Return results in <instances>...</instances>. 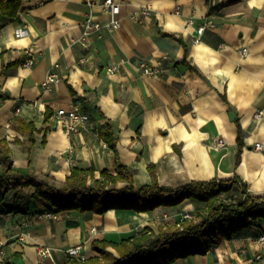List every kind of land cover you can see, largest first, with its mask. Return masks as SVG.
Listing matches in <instances>:
<instances>
[{
	"label": "crops",
	"instance_id": "obj_1",
	"mask_svg": "<svg viewBox=\"0 0 264 264\" xmlns=\"http://www.w3.org/2000/svg\"><path fill=\"white\" fill-rule=\"evenodd\" d=\"M102 2L21 0L17 16L0 18V92L6 95L0 97V139L9 142L13 169L63 183L75 166L95 169L98 178L104 169L115 173L120 161L139 188L153 183L154 164L159 185L237 176L247 192L264 195V117H254L264 106V0H119L120 26L84 37L88 13L110 21ZM145 9L151 13L132 17ZM201 24L206 28L195 42ZM141 58L162 73L143 74ZM111 63L120 66L109 72ZM51 74L57 80L45 86ZM78 102L90 120L68 132L56 114ZM18 118L34 124V143L18 129ZM107 122L116 149L101 136ZM34 191L28 186L23 193ZM16 201L23 210L8 212ZM195 203L187 198L146 211L71 209L38 217L43 208L33 200L26 205L11 190L0 202V264H64L74 246L87 258L96 254L95 239L158 232L181 221L186 209L195 214ZM262 234L264 217L204 253L166 264H264ZM41 246L51 254L40 255Z\"/></svg>",
	"mask_w": 264,
	"mask_h": 264
},
{
	"label": "trees",
	"instance_id": "obj_2",
	"mask_svg": "<svg viewBox=\"0 0 264 264\" xmlns=\"http://www.w3.org/2000/svg\"><path fill=\"white\" fill-rule=\"evenodd\" d=\"M20 6L21 0H0V18L17 16ZM0 97L6 95L0 92ZM17 121L18 129L29 132L30 144L34 143V124L23 118ZM101 136L116 149L117 138L109 122L101 129ZM0 165L3 170L0 173V202L8 192L16 190L18 197L24 196L26 205L33 200L47 212L76 209L102 213L112 207L146 211L161 205L175 206L187 198L197 202L193 218L161 226L158 232L148 229L117 242L95 239L92 242L95 255L87 258L72 255L64 264H158L156 262L161 258L166 264L179 256L204 253L264 217V195L247 192L244 182L237 176L169 187L158 184L154 164H150L153 183L135 188L132 171L118 161L115 173L104 169L96 178L95 169L75 166L65 182L58 183L49 175L14 170L11 148L5 138L0 139ZM119 181L128 184L119 188ZM28 186L35 188L30 196L23 193ZM229 199L233 201H227ZM126 200L131 204H124ZM22 210L17 201L7 209L8 212Z\"/></svg>",
	"mask_w": 264,
	"mask_h": 264
},
{
	"label": "built area",
	"instance_id": "obj_3",
	"mask_svg": "<svg viewBox=\"0 0 264 264\" xmlns=\"http://www.w3.org/2000/svg\"><path fill=\"white\" fill-rule=\"evenodd\" d=\"M102 6L104 9L111 15V19L108 22H100L96 20L93 16L92 13H88L85 20H84V37L90 35L93 32L99 31L103 28H107L109 30H115L120 26V19L118 18V14L120 12V2L119 0H103ZM151 13L150 9H145L142 11H137L135 12L132 17L135 19H141L142 15H149ZM194 23V18H191L189 20V24ZM208 23H211V21H208ZM206 28V24H201L197 27V35L194 37L195 42L200 41V34L204 31ZM248 52L247 48H243L241 50V55L245 56ZM31 60L26 62V64H30ZM120 66L119 63H111L108 66V71L109 72H114L118 67ZM138 67L142 71L143 74L149 75V76H158L162 73V68L159 65H153L151 64L147 59L141 58L138 60ZM57 80V75L56 74H51L47 77V79L44 81V85L48 86L51 82H55ZM18 111H20V108H17ZM57 117L63 128L70 132L73 130H76L79 126L85 125L89 122L90 120V115L85 112L82 109L81 104L78 102L74 104L70 109L66 108H60L57 111ZM254 117L256 119H260L264 117V106L260 107L256 110ZM224 144L222 139L217 140V145L222 146ZM255 147L257 149H262L263 145L261 142H258ZM52 212H41L38 213V217H43V216H52ZM194 214L191 210H184L182 216H181V221L186 219V218H193ZM258 241L260 243L264 244V234L258 236ZM81 246H74L70 247L67 249V255L69 256H78L81 257V252H80ZM52 252V249L48 246H41L39 248V253L42 256H47L50 255Z\"/></svg>",
	"mask_w": 264,
	"mask_h": 264
},
{
	"label": "water",
	"instance_id": "obj_4",
	"mask_svg": "<svg viewBox=\"0 0 264 264\" xmlns=\"http://www.w3.org/2000/svg\"><path fill=\"white\" fill-rule=\"evenodd\" d=\"M229 114H230V117H231L232 119L235 117V112H234V111L231 110V111L229 112Z\"/></svg>",
	"mask_w": 264,
	"mask_h": 264
},
{
	"label": "rangeland",
	"instance_id": "obj_5",
	"mask_svg": "<svg viewBox=\"0 0 264 264\" xmlns=\"http://www.w3.org/2000/svg\"><path fill=\"white\" fill-rule=\"evenodd\" d=\"M113 201V200H112ZM227 201H229V202H232L233 200L232 199H229V200H227ZM195 206H196V203H195ZM195 213V212H194ZM169 218H170V212H169Z\"/></svg>",
	"mask_w": 264,
	"mask_h": 264
}]
</instances>
